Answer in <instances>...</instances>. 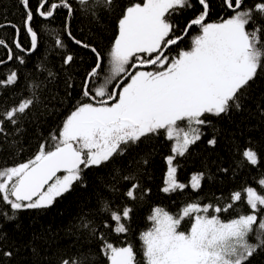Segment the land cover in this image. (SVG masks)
<instances>
[{"label": "snow or ice", "instance_id": "6c2138e0", "mask_svg": "<svg viewBox=\"0 0 264 264\" xmlns=\"http://www.w3.org/2000/svg\"><path fill=\"white\" fill-rule=\"evenodd\" d=\"M196 2L200 11L181 29L173 18L193 8L192 0H129L119 12L118 35L108 51V74L103 77V54L72 36L65 25L68 38L95 54L94 66L81 85L82 96L90 102L74 107L57 130L58 135H52L53 146L41 143L27 162L0 169V219L15 222L16 214L23 210L52 207L77 188H87V174L93 169L99 172L106 168L108 175L119 174L121 169L112 167L117 158L142 140L157 135L173 142L171 154L166 157L168 167L162 191L201 188L203 173L192 174L187 184L180 182L174 161L201 140L205 129L212 128L215 133L216 119L233 110L240 111L243 100L264 72V0H222L223 8L230 14L211 23L207 22L209 0ZM73 3L86 16L97 19L117 7V0H36L35 7L31 0H18L29 47L20 41L21 27L10 25L15 30L12 44L23 55L0 39V47L6 49V59L0 58V65L9 61L24 64V57L38 48L34 18L50 22L58 9H64L67 20L77 10ZM193 27L198 32L190 47L169 56L166 50L183 41ZM55 45L63 48V40L57 38ZM72 61L70 54L63 59L64 65ZM122 74L126 80L113 84ZM48 75L51 77L52 73ZM18 81L17 71L11 70L0 76V89H12ZM29 87L39 88L40 84ZM34 103L33 93L0 108V150L12 147L7 139L11 134L8 126L20 133V117ZM207 143L215 147L216 135ZM236 148L247 164H260L259 153L251 142ZM98 179L101 191L97 207L106 214L105 226L111 228L110 220L116 225V233L127 232L123 221L131 218L132 208L125 204L114 209L112 200L105 196L110 192L116 200L125 197L135 201L140 185L132 181L137 177L131 173L120 176V180L128 182L120 188L116 187V176H112L114 183L103 177ZM258 183L264 189V178ZM229 200L224 206L189 203L178 217L161 208L154 209L149 217L153 227L141 234L146 264H252L255 255L264 253V193L247 187L232 192ZM237 203L246 205L245 210L232 219H221V214ZM185 218H190L187 231L181 230ZM83 227L100 241L99 253L106 256L108 264H137L131 244L115 247L103 234L97 237L95 228L88 224ZM250 236L255 237V242L250 241ZM12 255L11 251L0 249V257ZM91 256L90 246L82 245L79 250L59 255L56 264H95Z\"/></svg>", "mask_w": 264, "mask_h": 264}, {"label": "trees", "instance_id": "16d2710c", "mask_svg": "<svg viewBox=\"0 0 264 264\" xmlns=\"http://www.w3.org/2000/svg\"><path fill=\"white\" fill-rule=\"evenodd\" d=\"M128 2L129 0H117L115 11L99 19L86 16L76 3H73V7L77 10L67 20L64 9H58L55 18L50 22L39 17L34 18L33 27L39 33L37 50L24 57V64L9 61L0 65V76L11 70L17 71L19 76L14 88L0 89V108L14 104L21 96H31L34 93L35 98L34 106L20 117V133L8 126L11 134L7 139L12 147L9 150H0V169L33 158L41 143L49 148L53 146L52 135H58L57 130L74 107L80 102H90L82 96L81 85L94 66L95 54L68 38L65 25L67 24V30L72 36L97 48L103 54L105 68L108 51L118 33L119 12ZM192 2L193 8L173 18L181 29L200 11L196 0ZM35 3L36 0H31L33 7ZM209 3L207 22H219L230 14L223 8L222 0H209ZM13 24L21 27L20 41L25 47H29L28 38L22 29V6L18 4V0H0V39H4L14 52L23 55L12 44L15 30L10 25ZM197 32L198 29L193 27L183 41L166 50L167 54L174 56L180 49L190 47V41ZM57 38L63 40V48L55 45ZM69 54L73 56V61L70 65H64L63 59ZM0 58L6 59V49L3 47H0ZM49 72L52 73L51 77ZM33 84H40V87L30 88L29 85ZM69 84L72 87H68ZM214 123L215 133L212 128L205 129L201 140L191 146L183 157L178 156L174 161L178 167L177 179L180 182L187 184L192 174L203 173L199 190L188 187L183 191H162L167 168L166 157L171 154L172 141L159 135L151 136L117 158V163L112 167L121 169L119 174L113 172L108 175L106 168L99 172L93 169L87 174V188H77L72 194L58 199L52 207L23 210L16 214L15 222L0 219V249L13 253L11 258L0 257V264H56L59 255L79 250L82 245L90 246L91 259L95 264H108L106 256L99 253L100 241L93 238L89 228L83 227L85 224L97 230V237L103 234L107 242L115 247L131 244L137 255V264H146L141 234L153 227L154 222L149 217L154 209L161 208L178 217L189 203L224 206L230 202L232 192L247 187L264 193L258 183L264 178V72L258 76L243 100L242 109L233 110L230 115L216 119ZM213 134L217 138L215 147L207 143ZM249 142L259 153L261 162L257 166L247 164L237 151V145H247ZM129 173L137 177L132 182L140 185L135 201L125 197L116 200L110 192L105 196V199L112 200L114 209L125 204L132 208L131 218L123 221L128 231L116 233L115 223L108 220L111 228L106 227V214L97 207L101 191L98 177L114 183L112 176H116L119 180L116 187L120 188L122 184L128 183L120 180V176ZM245 208L246 205L237 203L233 209L222 213L221 219H232ZM189 228L190 218H185L181 230L187 231ZM249 239L255 242L254 236ZM252 264H264V253L255 255Z\"/></svg>", "mask_w": 264, "mask_h": 264}, {"label": "rangeland", "instance_id": "374dc122", "mask_svg": "<svg viewBox=\"0 0 264 264\" xmlns=\"http://www.w3.org/2000/svg\"><path fill=\"white\" fill-rule=\"evenodd\" d=\"M117 35H118V33H117ZM115 40V39H114ZM108 56H107V59H106V66H105V72L102 74V77L104 76V75H107L108 74V72H107V69H108V67H109V64H108ZM123 75H121V77H122ZM119 79H120V77H118L114 82H113V84H116L118 81H119ZM100 82H102V79H101V81H98L97 83H100ZM111 87H113V85H109V88H111ZM71 113V112H70ZM173 143V142H172ZM27 162V161H26ZM168 167V166H167ZM166 173H167V168H166V172H165V177H166ZM59 175H62V173L61 174H59ZM165 179V178H164ZM165 186V185H164Z\"/></svg>", "mask_w": 264, "mask_h": 264}, {"label": "water", "instance_id": "95a60500", "mask_svg": "<svg viewBox=\"0 0 264 264\" xmlns=\"http://www.w3.org/2000/svg\"><path fill=\"white\" fill-rule=\"evenodd\" d=\"M124 80H126V77L123 75L120 79H119V81L117 82V83H121V82H123ZM116 83V84H117ZM59 174H61V173H58V175Z\"/></svg>", "mask_w": 264, "mask_h": 264}]
</instances>
